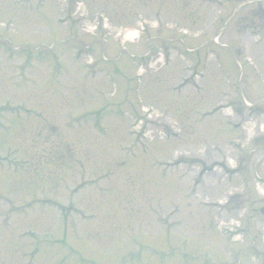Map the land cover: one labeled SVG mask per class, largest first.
I'll return each instance as SVG.
<instances>
[{
	"label": "rangeland",
	"instance_id": "obj_1",
	"mask_svg": "<svg viewBox=\"0 0 264 264\" xmlns=\"http://www.w3.org/2000/svg\"><path fill=\"white\" fill-rule=\"evenodd\" d=\"M262 10L0 0V264H264Z\"/></svg>",
	"mask_w": 264,
	"mask_h": 264
},
{
	"label": "bare ground",
	"instance_id": "obj_2",
	"mask_svg": "<svg viewBox=\"0 0 264 264\" xmlns=\"http://www.w3.org/2000/svg\"><path fill=\"white\" fill-rule=\"evenodd\" d=\"M136 37V33L134 32H128L127 35H126V38H129V39H134ZM146 133V132H145Z\"/></svg>",
	"mask_w": 264,
	"mask_h": 264
},
{
	"label": "water",
	"instance_id": "obj_3",
	"mask_svg": "<svg viewBox=\"0 0 264 264\" xmlns=\"http://www.w3.org/2000/svg\"><path fill=\"white\" fill-rule=\"evenodd\" d=\"M261 213L264 214V208L261 210Z\"/></svg>",
	"mask_w": 264,
	"mask_h": 264
}]
</instances>
